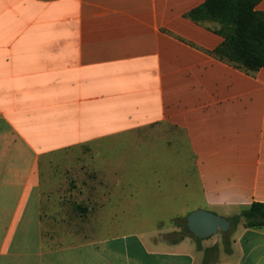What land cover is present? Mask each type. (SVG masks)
Here are the masks:
<instances>
[{
  "label": "crops",
  "instance_id": "1",
  "mask_svg": "<svg viewBox=\"0 0 264 264\" xmlns=\"http://www.w3.org/2000/svg\"><path fill=\"white\" fill-rule=\"evenodd\" d=\"M202 3L0 0V264H264V226L239 217L264 204V68L213 55L222 37L186 17ZM257 9L264 17V0ZM147 129L141 141H184L200 198L190 212L230 229L47 246L42 158Z\"/></svg>",
  "mask_w": 264,
  "mask_h": 264
},
{
  "label": "rangeland",
  "instance_id": "2",
  "mask_svg": "<svg viewBox=\"0 0 264 264\" xmlns=\"http://www.w3.org/2000/svg\"><path fill=\"white\" fill-rule=\"evenodd\" d=\"M144 133L150 130L42 158L41 213L47 246L136 232L161 231L173 241L187 235L183 220L200 203L192 158L181 138L167 147L161 141H141ZM181 179L190 182L187 190L181 189Z\"/></svg>",
  "mask_w": 264,
  "mask_h": 264
},
{
  "label": "trees",
  "instance_id": "3",
  "mask_svg": "<svg viewBox=\"0 0 264 264\" xmlns=\"http://www.w3.org/2000/svg\"><path fill=\"white\" fill-rule=\"evenodd\" d=\"M262 0H203V3L186 14L192 22L202 25L223 41L213 51L219 60L246 73L254 74L264 68V17L257 9ZM248 228L264 226V204L253 203L240 216ZM238 218L231 220L232 226ZM181 225L191 238L193 235ZM198 240L197 238H195Z\"/></svg>",
  "mask_w": 264,
  "mask_h": 264
},
{
  "label": "water",
  "instance_id": "4",
  "mask_svg": "<svg viewBox=\"0 0 264 264\" xmlns=\"http://www.w3.org/2000/svg\"><path fill=\"white\" fill-rule=\"evenodd\" d=\"M188 231L197 239H205L217 232L225 233L230 229V222L209 211L196 210L186 217Z\"/></svg>",
  "mask_w": 264,
  "mask_h": 264
}]
</instances>
